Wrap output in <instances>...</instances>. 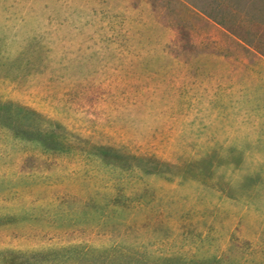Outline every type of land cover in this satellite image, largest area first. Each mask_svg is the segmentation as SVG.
Masks as SVG:
<instances>
[{
    "label": "rangeland",
    "instance_id": "374dc122",
    "mask_svg": "<svg viewBox=\"0 0 264 264\" xmlns=\"http://www.w3.org/2000/svg\"><path fill=\"white\" fill-rule=\"evenodd\" d=\"M0 264H264V0H0Z\"/></svg>",
    "mask_w": 264,
    "mask_h": 264
}]
</instances>
